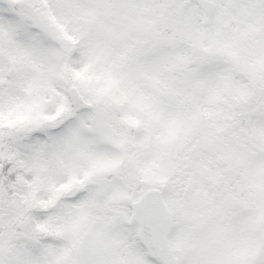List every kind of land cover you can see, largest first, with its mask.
<instances>
[{
  "label": "snow or ice",
  "instance_id": "snow-or-ice-1",
  "mask_svg": "<svg viewBox=\"0 0 264 264\" xmlns=\"http://www.w3.org/2000/svg\"><path fill=\"white\" fill-rule=\"evenodd\" d=\"M0 264H264V0H0Z\"/></svg>",
  "mask_w": 264,
  "mask_h": 264
}]
</instances>
